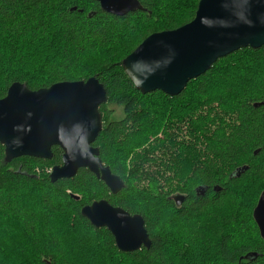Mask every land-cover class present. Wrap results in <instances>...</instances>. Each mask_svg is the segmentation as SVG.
Wrapping results in <instances>:
<instances>
[{
    "label": "trees",
    "instance_id": "16d2710c",
    "mask_svg": "<svg viewBox=\"0 0 264 264\" xmlns=\"http://www.w3.org/2000/svg\"><path fill=\"white\" fill-rule=\"evenodd\" d=\"M139 1L143 9L120 16L104 11L97 0H0V35L8 33L22 50L11 52L0 98L16 81L35 90L96 76L107 102L99 107L105 123L93 145L125 182L114 194L88 168L52 182L48 169L62 164L59 146L49 159L7 162L0 142V264H264V239L253 218L264 191V45L219 58L178 95L143 94L124 71L123 59L152 33L190 22L199 0L182 10L174 0ZM49 39L50 59L36 64L26 58L27 46ZM161 99L192 108L189 128L204 144L192 152L204 155L206 163L198 162L185 184L166 191L149 171L144 174L136 153L149 125L147 107ZM124 130L129 132L122 135ZM240 168L245 169L237 175ZM143 177L149 183L141 187ZM248 182L258 188L246 202L242 186ZM175 195L184 196L181 204ZM101 199L142 215L151 245L122 251L106 227L92 225L82 208ZM183 226L199 247L178 237Z\"/></svg>",
    "mask_w": 264,
    "mask_h": 264
},
{
    "label": "water",
    "instance_id": "95a60500",
    "mask_svg": "<svg viewBox=\"0 0 264 264\" xmlns=\"http://www.w3.org/2000/svg\"><path fill=\"white\" fill-rule=\"evenodd\" d=\"M97 1L104 11L120 16L143 9L139 0ZM263 45L264 0H199L190 22L152 33L123 59L122 66L143 94L161 90L174 96L219 58ZM105 102L106 89L96 76L35 90L14 82L0 98V142L5 146L6 161L21 156L49 159L52 147L59 146L62 164L52 168V182L88 168L116 194L125 182L104 164L99 147L93 145L103 129L99 107ZM244 169L237 170V175ZM174 199L179 205L184 196ZM82 214L95 227H106L122 251L132 252L152 243L142 215L131 214L107 199L83 206ZM253 218L264 239V191Z\"/></svg>",
    "mask_w": 264,
    "mask_h": 264
},
{
    "label": "rangeland",
    "instance_id": "374dc122",
    "mask_svg": "<svg viewBox=\"0 0 264 264\" xmlns=\"http://www.w3.org/2000/svg\"><path fill=\"white\" fill-rule=\"evenodd\" d=\"M173 2V6H179L178 8L182 10L183 7L192 4L193 1L174 0ZM9 38L8 33H2L0 35V90L4 87V76H7L8 69L11 71L12 68L9 64L12 61L10 60L11 52L14 51V53H19V50L22 52L19 47L14 46L12 40L10 41ZM49 42L50 39L42 42L40 46H27L26 58L34 59L36 64H41V62L50 59L53 56V54H51L53 47L48 46ZM85 65L89 66L88 62H86ZM80 71H82V67ZM34 73H36L35 77L38 78L39 73L36 71H34ZM214 90H216V88ZM193 101L194 100H192V102ZM154 104L159 105L158 107H154ZM154 104L147 107L149 125L147 126L144 137L140 141L141 144L137 148L136 153L142 157L140 158L141 162L143 159L144 174H146V171H149V174L157 178L158 182L160 181L161 188L166 191L171 188L172 184L176 185V187L185 184L191 175V169L196 167L198 162L202 165L206 164L204 155L192 152V150L198 151L204 148V144H201L200 141L198 142V140L195 139V135L191 133L189 128V118L187 115L192 111L191 107H181L173 101L164 99L158 100ZM154 110H158L160 112L159 115L153 114L152 112ZM158 118L159 121H157ZM126 132L128 133L129 131L124 130L122 135H125ZM131 167V163L128 162L129 170L127 180H131ZM48 172L51 173L52 168H49ZM143 178L144 180L141 181L142 185L140 184L141 187L149 183V179L146 177ZM242 187L246 191L244 199L248 202L255 194L258 187L252 182L244 183ZM184 226L180 231L181 234H178L180 235L178 237L183 238L187 244H191L193 247H199L201 244L191 239L188 240V229Z\"/></svg>",
    "mask_w": 264,
    "mask_h": 264
},
{
    "label": "flooded vegetation",
    "instance_id": "af4514ba",
    "mask_svg": "<svg viewBox=\"0 0 264 264\" xmlns=\"http://www.w3.org/2000/svg\"><path fill=\"white\" fill-rule=\"evenodd\" d=\"M104 123H105V120L103 119V125H104ZM175 196H176V195H175ZM175 196H174V197H175Z\"/></svg>",
    "mask_w": 264,
    "mask_h": 264
}]
</instances>
